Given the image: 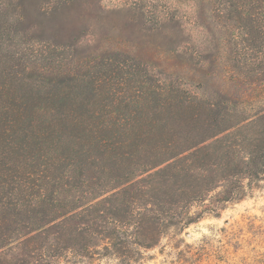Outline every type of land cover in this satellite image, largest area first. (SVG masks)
Here are the masks:
<instances>
[{
	"label": "rangeland",
	"instance_id": "obj_1",
	"mask_svg": "<svg viewBox=\"0 0 264 264\" xmlns=\"http://www.w3.org/2000/svg\"><path fill=\"white\" fill-rule=\"evenodd\" d=\"M198 4L0 0V216L36 214L30 204L40 187L77 195L71 172L92 175L100 142L118 133L115 124L146 137L147 102L160 100L151 83L200 89L210 100L237 99L250 88L251 77L231 82L221 69H202L184 55L203 38L199 11L209 22L210 5ZM135 160L134 181L121 183L130 198L121 196L115 214L128 207L147 214V159ZM143 255L103 264H264V180Z\"/></svg>",
	"mask_w": 264,
	"mask_h": 264
},
{
	"label": "trees",
	"instance_id": "obj_2",
	"mask_svg": "<svg viewBox=\"0 0 264 264\" xmlns=\"http://www.w3.org/2000/svg\"><path fill=\"white\" fill-rule=\"evenodd\" d=\"M198 3L210 5L209 22L199 11L203 38L184 55L231 82L251 77L250 88L237 99L210 100L200 89L151 83L160 100L148 99L147 136L115 124L118 133L100 142L92 175L71 172L77 195L40 187L30 204L36 214H2L0 264H103L130 261L132 253L143 259L166 236L182 235L203 214L219 215L264 180V0ZM137 156L147 159V214L130 207L115 214L129 195L121 183L134 181Z\"/></svg>",
	"mask_w": 264,
	"mask_h": 264
}]
</instances>
